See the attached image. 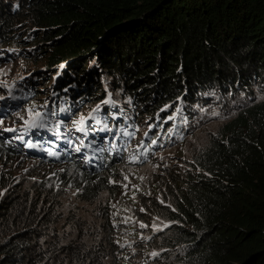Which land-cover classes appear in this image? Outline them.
Instances as JSON below:
<instances>
[{
  "label": "trees",
  "instance_id": "trees-1",
  "mask_svg": "<svg viewBox=\"0 0 264 264\" xmlns=\"http://www.w3.org/2000/svg\"><path fill=\"white\" fill-rule=\"evenodd\" d=\"M23 10H27L25 21L39 27L46 45L52 46L53 57L37 81L46 79L50 84V75L55 80L52 102L42 122H34L41 132L32 131L27 140L35 146L31 141L50 139L46 131L53 133L55 128L46 126L60 119L63 109L68 114L70 107L83 101H91L89 107L99 106L90 108L85 121L97 122L94 131L109 136L119 124L131 126L138 119L149 120L151 132L168 125V130L172 126L191 134L210 107L217 113L225 110L226 124L194 157L193 171H200L202 178L187 176L184 193L172 201L182 216L171 218L186 222L196 234L191 237L181 227L168 231L153 227L152 232L161 245L172 247L168 251L178 249L169 257L171 264H264V234H256L259 229L254 227L239 236L235 233L242 220L264 219V0H0L3 43L11 36L6 30L14 27ZM122 91L127 96L117 99ZM156 129L159 133L162 128ZM77 145L68 154L80 156L86 151ZM0 152L18 153L2 144ZM43 158L54 157L49 153ZM85 158L89 162L60 152L54 159L69 163L73 170L56 179L62 182L59 188L64 183L83 185L76 199L95 203L106 189L97 182L102 169L119 157L104 154L99 165L92 152ZM42 187L36 184L25 195L13 194L6 200L10 207L0 210V264H39V258L43 264H56L58 258L64 264L62 252L70 255L68 264H115L114 257L104 252L103 260L97 246L95 257L77 245L72 252L60 246L72 234L66 231L61 236L58 219L49 212L43 218L37 210L16 213L12 205L19 207L20 198L25 203L27 195ZM39 201L37 197L32 205ZM70 212L72 220L83 224L90 217L81 214L86 210ZM17 220L23 223L16 226ZM41 240L44 243L39 244ZM255 251L261 252L250 256ZM130 255L137 263L149 264L161 253L151 262Z\"/></svg>",
  "mask_w": 264,
  "mask_h": 264
},
{
  "label": "rangeland",
  "instance_id": "rangeland-1",
  "mask_svg": "<svg viewBox=\"0 0 264 264\" xmlns=\"http://www.w3.org/2000/svg\"><path fill=\"white\" fill-rule=\"evenodd\" d=\"M26 12L27 10H23L14 27L6 30L5 34L11 36L4 43V40L0 38V97H3L0 99V144L18 149L17 154L0 152V210L3 207H10L9 202H6L10 196L25 195L30 191V187L36 184L44 186L48 183L51 188L54 183L60 186L56 176L60 173L69 176L70 174L66 171L71 173L73 170L69 163L62 164L54 159L60 155V152L83 163L89 162V159L85 157L88 156V152H92L96 155L97 165L99 160H102V155L115 154L118 155L119 160L109 168L105 164L106 167L102 169L104 173L98 181L96 180L99 184L106 186V189L98 194L97 202L77 201L69 183H66L65 187H60L61 211L77 207L79 211H89L90 213L82 212L81 214H89L90 217L84 225L80 226L83 233L81 230L72 232L67 230L72 236L59 245L66 248L68 244L75 241L73 245L82 247L85 253L93 257L96 255L95 247L97 246L101 252L99 256L102 257V252L111 255L114 257L115 264H140L130 254H139L137 258L139 262L146 259H150L149 262H151L160 253L158 259L149 264H171L169 257L177 253L178 249L168 251L172 247H166V244L161 245L159 240H156L152 228L161 227L162 230L165 228L168 231L172 227H181L190 233L191 237L196 234L186 222L171 218L175 214L180 215V218L182 216L181 209L173 206L172 201L184 193L182 186L187 176L202 178L203 174L200 171L198 173L193 171L194 157L226 124L228 120L226 111L222 110L223 114L217 113L210 107L201 120L202 123L195 126L191 134L189 131H174L172 126L168 130V125L166 127L158 125L157 127L162 128L159 133L157 127L151 132L153 125L149 123V120L142 122V119H138L137 122H132L131 126L119 124L109 136L103 131H94L98 130L97 122L85 121L91 114L90 108L94 111L97 107L95 105L89 107L88 104L91 101H83L80 106L70 108L65 103L66 108L71 111L66 114L63 109L59 114L60 119L55 120L53 125L46 126L55 130L53 133L45 130L50 139H43L41 145L45 143L49 145L50 142L56 145L50 152V156L54 158L51 161L45 160L43 153H49L42 147L40 152H36L34 149H37L38 145L31 146L27 139L32 136V131L40 134L42 127L34 122H42L46 113L44 110L52 102L55 80L53 81L50 75L48 79L50 84L46 79L43 83L37 81L43 79L45 64L53 57L52 46L46 45L47 41L43 40V33L39 27L34 26L30 21H25ZM13 38L14 42L10 41ZM16 44L23 46L16 47ZM45 84L50 87V90L47 91ZM118 96L120 97H116L117 99L124 98L127 94L122 91L120 94L118 92ZM122 105L116 103L118 107ZM167 116L170 117V113ZM81 118L83 123H79ZM90 124H93L94 132L88 129ZM4 129H14V131ZM56 131H62L63 134L59 135ZM71 132L78 137L70 136ZM9 140H13L12 143ZM119 140L120 142L117 143ZM31 142L36 144V141ZM74 143L78 144L77 149L87 150L84 155L79 156L76 152L77 156L68 154L74 152L72 150ZM88 143L94 146L93 150L89 149ZM46 191L45 188L40 189L37 196L35 191H32L27 198L32 200L40 197V200H43L41 194ZM244 192L247 193V191ZM18 202L21 203L19 207L12 205L16 213L19 211L24 215L26 212L31 213V210H37L42 213V216H46L48 212L45 209L46 202L31 205L25 204L24 199L21 198ZM20 223L23 221L17 220L16 226ZM237 224H239L235 225L237 236L240 235L238 233H244L243 230L252 227L259 229L256 234L264 230V219L242 220ZM25 226L21 225V227ZM58 230L61 231L59 226ZM46 236L51 239L52 235ZM259 252L261 251L252 252L250 256ZM62 257L65 258L64 264L71 261V258L63 252ZM32 259L34 254L29 259L33 263ZM102 259L104 260L103 257ZM38 263L43 264L44 261H40L39 258ZM56 264H61L59 258Z\"/></svg>",
  "mask_w": 264,
  "mask_h": 264
},
{
  "label": "clouds",
  "instance_id": "clouds-1",
  "mask_svg": "<svg viewBox=\"0 0 264 264\" xmlns=\"http://www.w3.org/2000/svg\"><path fill=\"white\" fill-rule=\"evenodd\" d=\"M44 139V138H43ZM30 143V142H29ZM31 144V143H30ZM36 145H38V148L37 149H34L36 152H40L39 150H40V148L42 147L43 148V146H45V145H41V142L39 143H37V144H35V146ZM31 146H33L32 144H31ZM35 146H33V147H35ZM17 151H18V149H17ZM87 151V150H86ZM86 151H84L83 153H82V155H84L85 154V152ZM43 154H45V153H43ZM43 156V155H42ZM88 156H89V152H88ZM56 181H58V179H56ZM58 183H59V185H60V183H62L61 181H58ZM79 183V182H78ZM65 185H63V187H65L66 186V183H64ZM71 186V188L70 189H72L73 188V192H74V194H75V197L78 195V194H80V193H82L83 192V190H84V187H83V185H76V186H74V187H72V185H70ZM31 188V187H30ZM42 188H45V189H47V191L44 193V194H41L42 195V198H43V200H41V201H39V202H46V207H45V209H47V211L51 214V216H53L55 219H58V225H57V228H58V226L61 228V231L59 232V234L61 235V236H63L64 235V233L67 231V230H69V232H72V230H73V226L74 225H76L77 226V228L76 227H74L75 229L74 230H81V228H80V226L81 225H84L83 223H80V222H76L74 219L72 220L71 219V212H70V209H68V210H62L61 211V208H62V204H61V198H62V194H61V190L59 191V186L56 184V183H54V185H53V187L51 188L50 186H49V184L47 183L46 185H44ZM42 188H40V189H42ZM40 189L39 190H37L36 192H35V194H36V196L37 195H39V193H40ZM51 190H55V191H59V193H57V194H59L58 196H56L54 193H52L51 192ZM46 194H47V196H46ZM46 196V197H45ZM36 200V198L35 199H32V200H30V199H27L26 201H25V204H27V203H30L31 205H32V203L34 202ZM77 201H79V202H83V203H86V202H84V201H81L80 199H76ZM38 202V203H39ZM37 205V204H36ZM44 209V210H45ZM75 209H77V207H75ZM47 212V213H48ZM40 215V218H43V216H42V213H40L39 214ZM73 230V231H74ZM59 231V230H58ZM82 231V230H81ZM260 233H262V234H264V230H261L260 231ZM39 243H44V240H41ZM75 247V245H70V244H68L66 247H69L70 248V251L69 252H72L73 251V249H72V247ZM64 255H66V256H68V257H70V255H67V254H64ZM61 257H62V254H61ZM62 258H64V257H62Z\"/></svg>",
  "mask_w": 264,
  "mask_h": 264
},
{
  "label": "bare ground",
  "instance_id": "bare-ground-1",
  "mask_svg": "<svg viewBox=\"0 0 264 264\" xmlns=\"http://www.w3.org/2000/svg\"><path fill=\"white\" fill-rule=\"evenodd\" d=\"M56 133L57 134H59V135H62L63 134V132L62 131H56ZM90 136H91V132H90V134H89ZM13 141V140H12ZM56 145V143H54V142H50V144L48 145V144H46L45 145V147H44V150H46L48 153H50L51 151H52V149H54V146ZM87 146L89 147V149L90 150H93V145H91V144H87ZM56 148V147H55ZM32 154V153H31Z\"/></svg>",
  "mask_w": 264,
  "mask_h": 264
},
{
  "label": "snow or ice",
  "instance_id": "snow-or-ice-1",
  "mask_svg": "<svg viewBox=\"0 0 264 264\" xmlns=\"http://www.w3.org/2000/svg\"><path fill=\"white\" fill-rule=\"evenodd\" d=\"M0 99H3V97H0ZM98 108H99V106H97V110H98ZM79 123H83V118H81V120L79 121ZM4 130L5 131H14V129H4ZM145 135H147V133H145ZM153 143H155V141H153Z\"/></svg>",
  "mask_w": 264,
  "mask_h": 264
}]
</instances>
